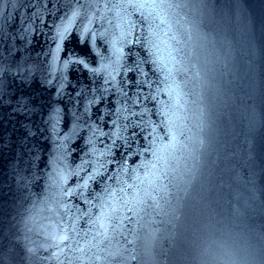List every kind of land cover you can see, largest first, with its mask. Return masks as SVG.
Returning a JSON list of instances; mask_svg holds the SVG:
<instances>
[{
    "label": "water",
    "instance_id": "1",
    "mask_svg": "<svg viewBox=\"0 0 264 264\" xmlns=\"http://www.w3.org/2000/svg\"><path fill=\"white\" fill-rule=\"evenodd\" d=\"M264 190V0H202Z\"/></svg>",
    "mask_w": 264,
    "mask_h": 264
},
{
    "label": "snow or ice",
    "instance_id": "2",
    "mask_svg": "<svg viewBox=\"0 0 264 264\" xmlns=\"http://www.w3.org/2000/svg\"><path fill=\"white\" fill-rule=\"evenodd\" d=\"M94 6L92 0H85V2H82V0H67L66 2V11L64 12V16L61 19L60 24L56 25V36L57 38L63 42L70 34L72 29L75 27L76 23L78 20L81 21V26L83 29L82 36L92 33L91 25L93 23V20L95 19V14H92L91 16L89 13L86 11V9L92 8ZM106 8L109 7L108 4L104 5ZM177 5L168 3V0H139V2L136 3H128L127 5L117 3V4H112V8H122V7H132L134 9L140 10V9H163V8H168V7H176ZM96 8H99V4H95ZM151 14V13H150ZM143 15V13H141ZM82 20H87V24L84 25L82 23ZM161 22H164L163 20ZM79 31V29H78ZM94 38V34H93ZM61 50V44H57L56 51L57 53ZM77 64H84V67H88L86 63H84L83 60H77L75 61ZM67 66V65H66ZM92 71H97V69H92ZM97 130L93 131V135L96 134ZM103 135V133H101ZM91 143L92 141L89 140ZM115 143V142H114ZM89 179H94V177L90 176ZM85 185H82L81 187H84ZM131 187V185H129ZM66 195H72V191L69 190ZM85 203H88L86 200ZM132 208H129V211H132ZM130 219V218H129ZM61 241L69 239L67 234L63 235L60 237ZM132 259H136L135 256L132 257Z\"/></svg>",
    "mask_w": 264,
    "mask_h": 264
},
{
    "label": "clouds",
    "instance_id": "3",
    "mask_svg": "<svg viewBox=\"0 0 264 264\" xmlns=\"http://www.w3.org/2000/svg\"><path fill=\"white\" fill-rule=\"evenodd\" d=\"M223 264H248L244 255L243 247L239 249L229 248L220 257Z\"/></svg>",
    "mask_w": 264,
    "mask_h": 264
}]
</instances>
